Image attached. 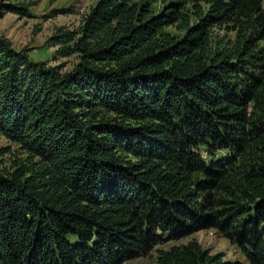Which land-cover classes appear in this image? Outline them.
Returning <instances> with one entry per match:
<instances>
[{
	"label": "trees",
	"instance_id": "trees-1",
	"mask_svg": "<svg viewBox=\"0 0 264 264\" xmlns=\"http://www.w3.org/2000/svg\"><path fill=\"white\" fill-rule=\"evenodd\" d=\"M49 43L71 70L0 36V137L25 154L0 167V264H236L163 248L204 230L264 264L262 0H98Z\"/></svg>",
	"mask_w": 264,
	"mask_h": 264
},
{
	"label": "rangeland",
	"instance_id": "rangeland-1",
	"mask_svg": "<svg viewBox=\"0 0 264 264\" xmlns=\"http://www.w3.org/2000/svg\"><path fill=\"white\" fill-rule=\"evenodd\" d=\"M32 3L30 14L25 18H17L12 14H5L0 19V36L11 41L16 51L27 49V54L34 62H45L48 66H60L63 71L71 70L78 59L74 56L68 58L58 57L56 48L49 43V38L58 27L75 30L83 22L90 9L98 0H27ZM264 11V0H262ZM0 148H9L10 151L3 156L0 167L9 166L15 160L24 159L16 145L0 137ZM196 239L203 248L211 253H221L224 260L236 264H248L240 249L220 236L215 230L195 232L193 235L168 243L163 248L175 244H186ZM72 243L76 240L68 237ZM155 252L149 256L128 261L124 264H156Z\"/></svg>",
	"mask_w": 264,
	"mask_h": 264
}]
</instances>
